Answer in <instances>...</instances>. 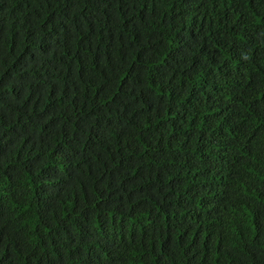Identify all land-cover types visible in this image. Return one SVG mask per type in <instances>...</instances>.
<instances>
[{
    "label": "trees",
    "instance_id": "trees-1",
    "mask_svg": "<svg viewBox=\"0 0 264 264\" xmlns=\"http://www.w3.org/2000/svg\"><path fill=\"white\" fill-rule=\"evenodd\" d=\"M0 264H264V0H0Z\"/></svg>",
    "mask_w": 264,
    "mask_h": 264
}]
</instances>
